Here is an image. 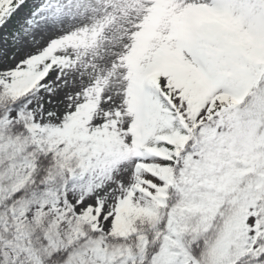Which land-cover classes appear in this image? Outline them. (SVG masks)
Listing matches in <instances>:
<instances>
[{"label":"snow or ice","instance_id":"6c2138e0","mask_svg":"<svg viewBox=\"0 0 264 264\" xmlns=\"http://www.w3.org/2000/svg\"><path fill=\"white\" fill-rule=\"evenodd\" d=\"M0 264H264V0H0Z\"/></svg>","mask_w":264,"mask_h":264}]
</instances>
